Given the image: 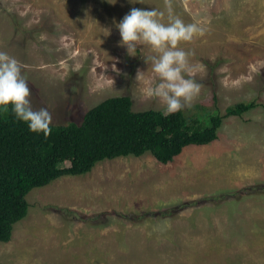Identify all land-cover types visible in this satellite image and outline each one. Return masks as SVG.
Returning <instances> with one entry per match:
<instances>
[{"label": "rangeland", "instance_id": "rangeland-1", "mask_svg": "<svg viewBox=\"0 0 264 264\" xmlns=\"http://www.w3.org/2000/svg\"><path fill=\"white\" fill-rule=\"evenodd\" d=\"M167 3L186 24L205 30L179 45L192 53L193 78L201 84L187 114L225 113L242 101L264 104V0H0V51L21 62L33 108H47L53 124L80 123L89 109L117 95H130L135 111L166 112L145 94L158 82L144 59L154 53L144 47L130 56L118 43L116 24L133 7L163 11L166 22ZM252 183L260 188L251 193L264 198L263 106L226 117L216 141L191 145L168 164L149 152L122 156L33 189L28 215L15 224L10 241H0V264H264L260 203L242 206L257 213L247 233H239L238 204L230 201L232 219L225 228L231 237L196 242V231L182 224L173 227L171 244H163L171 235L168 219H189L199 228L211 216L204 213L209 205H216L213 195ZM178 205L206 211L179 218V212L171 214ZM222 212L220 217L229 216ZM163 249L189 251L195 260L171 262Z\"/></svg>", "mask_w": 264, "mask_h": 264}, {"label": "trees", "instance_id": "trees-1", "mask_svg": "<svg viewBox=\"0 0 264 264\" xmlns=\"http://www.w3.org/2000/svg\"><path fill=\"white\" fill-rule=\"evenodd\" d=\"M259 106L264 104L242 101L225 113L190 116L185 109L174 114L152 108L135 111L130 95H117L89 109L80 123L52 124L47 138L30 132L11 112H0V241H10L15 224L28 215L27 196L33 189L87 174L99 162L122 156L149 152L168 164L191 145L216 141L226 117L243 116ZM258 188L247 186L244 191L253 194Z\"/></svg>", "mask_w": 264, "mask_h": 264}, {"label": "clouds", "instance_id": "clouds-1", "mask_svg": "<svg viewBox=\"0 0 264 264\" xmlns=\"http://www.w3.org/2000/svg\"><path fill=\"white\" fill-rule=\"evenodd\" d=\"M115 4L117 0H106ZM130 3H143V0H129ZM165 12L155 9L131 8L116 27L121 39L118 42L125 47L130 56H136L139 49L148 47L153 56L144 58L151 63V71L158 82L146 89L145 94L158 100L166 114H174L185 108H191L193 101L201 93V84L193 78V66L189 57L192 53L179 47L181 42H191L197 36L204 35V28L198 23L186 24L173 12L167 3V21ZM110 35V31L106 34ZM114 70L115 66L113 67ZM142 71L137 72V81ZM31 88L24 73L23 65L15 57L0 51V112H11L17 121L27 125L30 132L43 134L45 138L53 131V117L47 108L36 110L31 100Z\"/></svg>", "mask_w": 264, "mask_h": 264}, {"label": "crops", "instance_id": "crops-1", "mask_svg": "<svg viewBox=\"0 0 264 264\" xmlns=\"http://www.w3.org/2000/svg\"><path fill=\"white\" fill-rule=\"evenodd\" d=\"M253 185H256V183L243 185L242 188H237V189L234 188L230 191L229 195H225L226 192H222L220 194L213 195L211 198L213 200V203H216V205H213V204L209 205L210 207L207 208V212H204V211H206L204 207H193L194 205L193 206H180L179 208H176V211L172 212L171 214L179 212V214H178L179 218H180V216L181 217L182 216L183 217H186V216L189 217L190 216L192 219H194V217H196V216H201L202 212H204L205 214L208 215L209 211H211L210 212L211 216L208 215L207 216L208 220L204 221L203 224H201V225L197 224L199 226V228L192 227V225L190 224L191 221L189 219H186L187 221H182L181 218L176 220V221H173V219H171V220L168 219L166 226L170 227L169 230H171V231H169V232L171 233V235L169 234V236L164 238V239H166V241L163 242V244H167V243H169V245L171 244L170 238L173 235V233H172L174 231L173 227L175 225L178 227V225H182V224L189 226L191 229L196 231L192 235V239H191V240H194L196 242L197 241H203L204 242V240L214 238V236H215V238L231 237L232 236L231 231L228 230L229 232H226V228H225L226 223L227 224L231 223L230 222L231 220L229 221L230 217L232 219V215L230 214L231 213V211H230L231 206H229L230 201H236L238 204L237 205L238 212L234 213V217H237L236 222H239V224L242 225V227L239 228V233H241L242 231L247 233L248 231H246V229H247L246 224L247 223L250 224V223L254 222L256 220L257 213L254 209H252L251 211L248 210V206H247L246 211L243 212V211H241V210H243L242 206L243 205H249L251 203H253V204L260 203L261 205H264V198L258 199L257 197H255V194H248L244 191L245 187L253 186ZM234 191H237L238 193L233 194ZM253 198H257V199H253ZM213 210H217V211L215 212ZM220 211H223L222 213H228L229 216L227 217L226 214H222V217H220V213H219ZM259 214H261V213H259ZM159 215L161 216L162 212H155L154 213V216H156L157 218H159ZM157 218H155V219H157ZM165 219L166 218H163V219H161V221H163ZM195 223H197V222H195ZM205 224L207 226L209 224V226H211L212 228H209V226H208V230L206 232L203 231V226ZM248 229H249V226H248ZM202 246H206V244L203 243ZM222 248H223V246L221 245L220 251ZM180 250L181 249H177L176 252H174L173 254H169L163 249L162 250V253L164 254L163 258L164 257L170 258L171 262H191V261L195 260L193 258V255L188 253L189 251H186L185 253H181ZM178 252H179V255H178ZM230 253L232 254V252L231 251L229 252V250H228L227 254L229 256H231ZM156 256H158V255H156Z\"/></svg>", "mask_w": 264, "mask_h": 264}]
</instances>
